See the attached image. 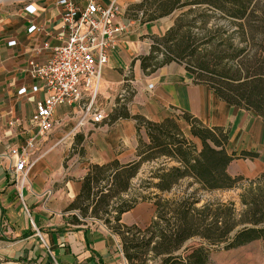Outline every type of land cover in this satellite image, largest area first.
Returning a JSON list of instances; mask_svg holds the SVG:
<instances>
[{"label": "crops", "instance_id": "crops-1", "mask_svg": "<svg viewBox=\"0 0 264 264\" xmlns=\"http://www.w3.org/2000/svg\"><path fill=\"white\" fill-rule=\"evenodd\" d=\"M117 2L122 9L118 21L127 24V30L102 70L96 106L103 110V120L93 122L81 104L64 103L55 110L51 131L41 134L33 116L45 93L33 91L36 81L28 64L32 59L48 62L53 48L64 41L62 8L58 0H0V252L4 256L24 257L33 264H129L119 235L96 218L72 223L77 212L68 208L91 164L139 159V137L148 136L144 126L138 130L134 116L153 122L174 117L186 135L191 126L185 115L209 127H228L230 153L258 154L233 160L229 173L253 178L264 170V120L259 114L220 99L197 83L181 61L171 60L153 70L151 60V66L143 68L142 58L151 54L155 40L165 35L178 13L146 22L131 9L141 0ZM30 4L35 13L26 11ZM31 25L38 29L29 32ZM21 88L26 91L20 93ZM30 138L36 139V147L29 152L23 178L15 172L18 158L9 152ZM155 210L153 203L141 202L124 213L121 222L147 226ZM254 242L213 252L207 264H217L215 257L222 253L234 254L226 264H264V253L258 256L250 248ZM238 248L243 250L229 252Z\"/></svg>", "mask_w": 264, "mask_h": 264}, {"label": "trees", "instance_id": "trees-1", "mask_svg": "<svg viewBox=\"0 0 264 264\" xmlns=\"http://www.w3.org/2000/svg\"><path fill=\"white\" fill-rule=\"evenodd\" d=\"M131 9L146 22L181 11L155 40L151 54L142 58L143 68L151 66V60L155 70L165 62L187 59V70L197 83L264 120V0H141ZM194 27L201 29L200 38ZM160 52L163 58L157 60ZM184 117L190 136L174 117L153 122L134 116L138 130L144 126L148 136L139 137V159L91 164L68 208L77 212L71 216L74 224H84L81 218L88 217L103 220L120 236L129 264H207L215 251L264 239V170L253 178L228 171L233 160L258 154L230 153L228 127H209L191 115ZM232 189L240 190L238 202L202 203L205 192ZM141 202L156 206L152 221L145 228L122 223L123 214ZM192 239L196 241L186 245ZM5 261L33 264L24 257L5 256Z\"/></svg>", "mask_w": 264, "mask_h": 264}, {"label": "built area", "instance_id": "built-area-1", "mask_svg": "<svg viewBox=\"0 0 264 264\" xmlns=\"http://www.w3.org/2000/svg\"><path fill=\"white\" fill-rule=\"evenodd\" d=\"M58 5L62 8L64 41L53 48L48 62L32 59L28 64L29 74L36 81L33 91L45 93L37 101L33 116V123L41 134L51 131L55 110L64 103L81 104L93 122L103 120L104 112L96 106L102 70L117 46L119 36L127 30V24L118 21L122 9L117 0L109 4L103 0H58ZM25 9L36 12V7L31 4ZM37 29L36 25H31L29 32ZM25 91L26 88H21L19 92ZM35 147L36 139L30 138L25 145L10 149L9 154L18 158L17 175L26 178L29 152Z\"/></svg>", "mask_w": 264, "mask_h": 264}, {"label": "rangeland", "instance_id": "rangeland-1", "mask_svg": "<svg viewBox=\"0 0 264 264\" xmlns=\"http://www.w3.org/2000/svg\"><path fill=\"white\" fill-rule=\"evenodd\" d=\"M175 12L179 13L181 12L180 10H176ZM174 12V13H175ZM177 15V16H178ZM176 19V18H175ZM200 18L199 20L197 21V26L200 24ZM175 21V20H174ZM194 31L197 33L196 36L197 37H201L202 34L200 33L201 29L198 28V27H194ZM202 40L201 39H198L197 40V43L196 44H199L201 43ZM200 45V44H199ZM161 49L165 52L166 51V48L165 46L161 45ZM199 49H202V46L200 45L199 46ZM161 54H164V53H158V59L157 60H162L163 56L159 57ZM156 62V61H155ZM158 62V61H157ZM181 62L185 63V64H188L187 62V59H183L181 60ZM178 125L179 127L181 128L179 122H178ZM185 129V128H184ZM182 130V128H181ZM183 131V130H182ZM185 133V132H184ZM190 136V135H188ZM146 140V139H145ZM171 164H173V162H171ZM149 167L148 164L144 165L143 168L144 170L147 169ZM139 176H145V173H140ZM137 178L134 179V182H137ZM239 189H232V190H225V191H215V192H212V193H209V192H205L203 193V200H202V203H204L206 200H209V199H221V200H224V201H227V200H234L236 202H238V193H239ZM200 203L199 206L202 204ZM102 215V214H101ZM105 216V215H103ZM103 221V220H102ZM141 228H145L146 226L142 227V226H139ZM196 241V239H192V240H189L186 245H190V244H193L194 242ZM214 248V247H213ZM212 248V249H213ZM250 248H253V251L256 253L258 252V256H260V253L263 252L264 253V239L263 240H258L256 242H254V244L250 245ZM217 249V248H215ZM241 250L243 249H235V251H229V252H240ZM262 250V251H261ZM220 251H224V250H220ZM215 252H219V251H215ZM227 253H222V255H218L215 257V260L217 262V264H226L227 262L229 261H232L234 258V254H230L228 253V255H225ZM220 256V257H219ZM263 260V259H261ZM0 264H16L14 262H10V261H5V256L3 254H1L0 252Z\"/></svg>", "mask_w": 264, "mask_h": 264}]
</instances>
